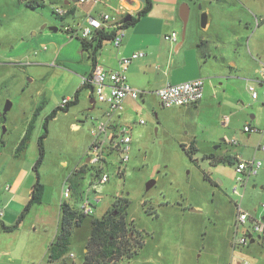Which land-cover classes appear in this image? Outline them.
<instances>
[{
  "label": "rangeland",
  "instance_id": "obj_1",
  "mask_svg": "<svg viewBox=\"0 0 264 264\" xmlns=\"http://www.w3.org/2000/svg\"><path fill=\"white\" fill-rule=\"evenodd\" d=\"M27 1L0 0V114L10 103L5 115H0L3 209L17 185L26 188L27 183L36 182L33 166L39 157L38 140L45 119L64 98L71 99L81 88L78 61L87 55L81 48L80 33L71 36L65 30L74 28L72 17L55 13L58 7L67 10L65 0H37L42 5L35 9L27 7ZM209 1L184 0L181 5H186L189 13L191 10L188 17L203 28L202 15L207 18L206 9L212 6ZM236 9L248 54L242 80L230 82V89L222 93L224 100H207L202 106L165 108L154 94L145 101L144 109L136 106L137 118L144 125L132 132V148L122 175H116V156L108 160L109 181L104 184L83 167L92 141L91 118L99 115L97 109L87 110L94 98L89 90L81 89L78 105L57 110L42 141L44 157L38 167L44 186L41 203L33 204L21 220L22 212L17 213L9 225L15 226L12 231L0 228V246L11 251L9 264H52L47 252L59 232L56 199L65 185L72 186L69 202L79 214L84 193H89L94 205L93 213L73 227L64 256L68 264H83L92 220L101 219L107 211L117 209L114 203L120 207L124 200L128 205L122 215L135 231L129 232V237L139 239L143 234L144 245L130 259L101 264H264V233H252L249 222L237 231L235 228L236 206L247 213L264 206V151L256 149L264 147V21L255 24V17L264 18V0H241ZM250 86L258 99L251 98ZM225 116L229 118L227 126L222 125ZM29 124V139L17 153ZM244 126L259 132L247 136ZM191 145L195 152L190 158L183 146ZM236 155L262 163L244 185L239 178L246 175L235 171ZM149 180L155 184L145 190ZM94 194L101 197L99 202L94 201ZM8 207L9 213L13 206ZM0 222L4 223L2 217ZM245 230L254 242L233 247L235 238ZM6 258L9 256L0 249V262Z\"/></svg>",
  "mask_w": 264,
  "mask_h": 264
},
{
  "label": "crops",
  "instance_id": "obj_2",
  "mask_svg": "<svg viewBox=\"0 0 264 264\" xmlns=\"http://www.w3.org/2000/svg\"><path fill=\"white\" fill-rule=\"evenodd\" d=\"M240 1L210 0L212 6L206 9L207 18L203 28L197 24L194 18L191 19L189 16V20H187L189 23L186 24L187 27H185V32L182 35L183 23L180 18V10L184 7V5H181L184 0H152V7L146 15L139 17L136 22L121 29L122 38L119 46H114L112 40L104 41L94 55L89 50L85 57L82 55V58L78 61L79 66L82 67L81 81L82 78L90 77L92 70L97 66L105 71H119V61L122 57L130 56L134 52L144 53L143 56L132 60L125 71L126 82L129 86L144 92V94L137 99L126 97L122 109L113 116L116 124L130 127V150L133 143L132 132L136 130L138 125H144V121L140 123L142 119L137 118L136 106L144 109L145 101L154 94L155 90L168 84H178L197 78L203 79V97L196 104V106H202L207 100H224L222 93L228 88L230 89V82L242 80L241 76L245 75L248 65L246 61L248 54L245 45V32L241 28L239 16L235 15L236 5ZM213 3L216 5H213ZM64 5L68 8L63 16H71L74 28L78 29L86 25L88 16L96 17L101 13L113 15L120 20L121 24L128 22L132 17L136 18L137 13L144 6V0H99L94 4H77V0H65ZM189 14H191V10L190 13L188 12ZM128 18L130 19L126 20ZM262 21H264V18L258 19L255 17L257 26ZM108 25L109 30L114 29L111 23ZM171 33H176V40L165 39V36ZM116 34H118V30H116ZM71 36L76 35L71 33ZM162 39L166 42H163ZM57 59L58 57H56ZM250 59L254 62V59L251 57ZM54 63L56 62H52V65ZM262 83L263 81L259 84ZM88 90L92 95L89 88ZM92 96L94 97V95ZM89 103L90 107L87 110L97 109L99 114L97 118H100L103 110H105V104L97 102L95 97L90 99ZM72 126L78 128L76 124ZM249 133H247V136ZM262 148L259 146L256 149L264 151V147ZM33 185L32 182L27 183L26 188L17 185L15 191L10 194L7 207L2 208L3 215L1 217L5 225L12 224L14 216L23 211L30 200ZM6 189H9V186ZM56 200L59 209V229L62 192ZM9 205H12L13 208L8 213ZM249 214L252 219L261 220L264 224V206L261 210L259 208L252 210ZM33 226L36 228L35 225ZM235 228L237 231L236 223ZM57 234L58 231L55 236ZM248 237H250L251 242H254L250 234H248ZM0 249L4 255L9 256V258L3 260V264H9L12 259L10 249L1 246ZM0 264L2 263L0 262Z\"/></svg>",
  "mask_w": 264,
  "mask_h": 264
},
{
  "label": "built area",
  "instance_id": "obj_3",
  "mask_svg": "<svg viewBox=\"0 0 264 264\" xmlns=\"http://www.w3.org/2000/svg\"><path fill=\"white\" fill-rule=\"evenodd\" d=\"M99 0H77V4H94ZM55 12L59 16L65 14V10L62 8H56ZM111 23L115 29L121 27V22L116 17L108 13H101L96 17L88 16L86 19V25L75 28H65V30L72 35H76L80 31L82 38L89 40L96 30L103 28H109L108 24ZM122 31L118 30V34L112 40L114 46H119L121 43ZM166 40H176V33H171L165 36ZM143 52H134L130 56L122 57L119 61V71H105L100 67H95L92 70L90 77L82 78V84L89 86L90 92L96 98V101L105 104V110L100 118H91L93 120V127L91 128L92 141L86 154L87 162L84 164L85 170L92 171V175L95 180L100 184H104L109 181V173L106 170L108 160L111 157H117L116 175H122L124 173V167L129 160L130 151V127L127 125L116 124L113 120V116L122 109L123 101L126 97L133 99L139 98L144 92L133 89L126 82L125 71L132 60L143 56ZM264 76V69L262 70ZM258 83L261 81L257 80ZM203 79L197 78L178 84H168L154 91L155 96L158 98L161 106L165 108L170 107H184L196 105L203 97ZM248 91L251 93L253 100L258 99L259 95L255 91V88L250 86ZM70 98H64L61 102V107H65L69 104ZM143 123V120H140ZM228 123V117L225 116L222 119V125L226 126ZM243 131L245 133L257 132L258 129L250 126H244ZM229 143L235 144V141ZM263 149V148H262ZM235 171L238 174L246 175L245 178H239L240 184L244 185L246 179L250 175L257 173L262 163L259 160L251 159L244 160L239 155L235 156ZM93 184V183H92ZM91 184V185H92ZM236 192V187L233 189ZM72 186L65 185L62 191V204H71L69 202L71 198ZM82 195V194H81ZM82 204L79 208L80 214L91 215L93 213L94 205L90 201L89 193L86 192L81 196ZM93 199L95 202H99L101 197L94 194ZM3 215V209L0 207V217ZM250 223L252 233L263 234L264 224L261 220L252 219L251 215L238 206L236 213V227ZM249 231L246 230L241 237H238L235 242V247L245 246L250 239L248 237ZM260 237V236H259ZM264 250V245H262ZM242 264H248L243 262Z\"/></svg>",
  "mask_w": 264,
  "mask_h": 264
},
{
  "label": "trees",
  "instance_id": "obj_4",
  "mask_svg": "<svg viewBox=\"0 0 264 264\" xmlns=\"http://www.w3.org/2000/svg\"><path fill=\"white\" fill-rule=\"evenodd\" d=\"M25 5L31 9L40 7L42 4L37 0H28ZM152 7V0H144L143 8L137 13L136 18L132 17L130 21L125 22L121 27L109 30V28H103L96 30L89 40L85 38H79L82 49L90 51L92 55L101 47L104 41H111L116 35V30H121L128 25L133 24L137 21L139 17L146 15ZM56 13V12H55ZM89 86L81 84V88L78 89L73 97L71 102L65 107H59L57 110L67 111L70 106L78 103L79 93L82 88L88 89ZM57 110L52 111L45 119L44 122V132L38 140L39 146V157L33 166V170L36 173V182L32 187L30 194V200L25 205L20 220L22 217L29 211L33 204L41 203L42 195L44 192V186L39 181L38 176V167L43 160L44 150L42 141L47 136V125L48 122L53 119L57 113ZM37 112L35 113V115ZM32 130V124H29L26 128L25 134L23 135L19 146L17 148V153L22 151L26 145V142L29 139L30 133ZM185 152L192 157V154L195 152V147L191 145L189 148L184 147ZM84 169H80V172H83ZM75 173V172H74ZM117 203V202H116ZM114 204L117 209H112L109 213L106 212V215L101 219L92 220V229L90 236L86 245V252L84 255L83 264H101L113 262L117 263L122 259H130L133 255L137 254L138 251L144 245V235L140 234L139 239H136V236L133 235L129 237V232H134V229L129 228L127 223L124 220V215L122 212L126 211L128 205L127 200H124L123 205ZM60 228L56 238L50 243L47 252L48 261L52 264H68L64 256L68 252L69 248V239L73 231L74 226H79L82 223V220L85 215L79 214L77 210L73 208L71 204H62L60 207ZM19 220V221H20ZM17 222V224L19 223ZM16 224V225H17ZM15 226H7L3 222H0L1 230L5 232L12 231ZM137 234V232H136ZM135 249H132V248Z\"/></svg>",
  "mask_w": 264,
  "mask_h": 264
},
{
  "label": "water",
  "instance_id": "obj_5",
  "mask_svg": "<svg viewBox=\"0 0 264 264\" xmlns=\"http://www.w3.org/2000/svg\"><path fill=\"white\" fill-rule=\"evenodd\" d=\"M188 12H189V9L186 5H184V7H182V9L180 10V18H181V21L183 23V26H182V35L184 34L185 32V27H186V24H187V20H188ZM130 18L126 19V20H129ZM205 21H206V16L203 14L202 15V19H201V26H204L205 25ZM54 31H57V28H53ZM92 102H94V100H92ZM9 106H10V103H7L6 106L4 107L3 109V112L0 114L1 116H4L5 113L9 110ZM88 160L86 159V162ZM155 184V181L154 180H149L147 183H146V187H145V190H149L153 185ZM191 211H195L193 208L190 209Z\"/></svg>",
  "mask_w": 264,
  "mask_h": 264
},
{
  "label": "flooded vegetation",
  "instance_id": "obj_6",
  "mask_svg": "<svg viewBox=\"0 0 264 264\" xmlns=\"http://www.w3.org/2000/svg\"><path fill=\"white\" fill-rule=\"evenodd\" d=\"M115 204V203H114ZM116 204H118L119 205V203L117 202Z\"/></svg>",
  "mask_w": 264,
  "mask_h": 264
}]
</instances>
